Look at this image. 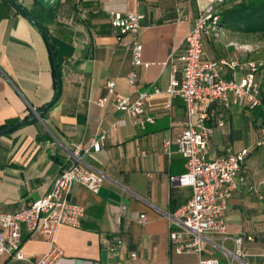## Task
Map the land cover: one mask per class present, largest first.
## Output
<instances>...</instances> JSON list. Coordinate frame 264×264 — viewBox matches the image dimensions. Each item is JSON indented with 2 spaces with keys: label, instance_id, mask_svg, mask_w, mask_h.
Returning <instances> with one entry per match:
<instances>
[{
  "label": "crops",
  "instance_id": "crops-1",
  "mask_svg": "<svg viewBox=\"0 0 264 264\" xmlns=\"http://www.w3.org/2000/svg\"><path fill=\"white\" fill-rule=\"evenodd\" d=\"M15 1L48 33L60 95L40 118L29 120L55 97V73L39 30L9 0H0V129L22 121L0 134V212L46 195L69 164L74 145L88 146L104 133L98 151L82 154L83 164L102 176V185L96 193L72 186L68 197L83 207L84 215L78 227L59 226L55 240L64 251L59 264H197L201 258L264 264V174L251 165L263 153L264 145H255L263 110L233 103L232 95L229 107L216 105L215 115L207 120L213 127L208 158L228 148L250 149L227 202L226 232L205 233L200 254L176 253L169 238L170 231L179 229L169 216L188 201L191 188L169 183L171 175L185 171V159L176 149L185 106L166 87L172 74L180 77L185 37L197 11L211 0H59L49 9L36 0ZM128 11L144 15L138 34L140 64L133 62L132 36L111 25L113 13ZM236 49L229 37L204 38L206 58L236 60L246 70L250 56L235 59ZM263 72L256 75L261 84ZM129 73L134 74L133 83ZM242 74L237 71L236 79ZM221 75L228 78L231 70L224 67ZM108 80L114 81L117 93L132 99L145 93L144 114L132 117L111 102L97 105ZM146 116L154 122L141 127ZM164 140L171 143L168 150ZM239 236L240 251L235 244ZM109 246L115 250L109 252ZM47 249L45 240L25 233L24 258L0 256V264H33Z\"/></svg>",
  "mask_w": 264,
  "mask_h": 264
},
{
  "label": "built area",
  "instance_id": "built-area-1",
  "mask_svg": "<svg viewBox=\"0 0 264 264\" xmlns=\"http://www.w3.org/2000/svg\"><path fill=\"white\" fill-rule=\"evenodd\" d=\"M228 0H211L208 5L198 10L193 18V26L185 37V50L181 56L180 77L170 76L166 91L171 96L180 97L185 106L183 128L176 140V149L185 159V171L180 175H171L172 186L191 188L188 201L169 218L179 227L169 233L172 248L176 253L203 250L205 233L224 234L226 232L225 210L227 202L237 186L235 177L239 174L250 149L242 148L226 152L215 158L207 157V149L213 133V127L207 120L216 113V105L228 108L229 95L233 103L249 109L263 108L260 86L256 75L264 69V62L250 61L247 69L236 60L209 59L205 57L204 38L217 36L220 32V13L222 4ZM144 17L139 11L124 14L115 12L111 25L121 35H131V51L134 64L141 63L142 45L138 39L140 23ZM171 58V55H170ZM227 67L231 76L224 78L221 71ZM175 71V69L173 70ZM237 71L243 72L237 80ZM128 80L134 82V74L129 73ZM106 94L97 100V105L104 106L111 102L113 106L132 117L142 116L145 112V93L135 99L121 95L115 90V83L108 80L105 84ZM155 91H158L155 88ZM153 123V117L146 116L140 126ZM219 126L223 121L218 122ZM105 135L102 133L88 146L74 145L69 153V164L54 179L50 191L25 207L12 212H0V256L9 259H23L21 251L25 233L28 237H37L48 243V249L33 264H59L64 259L63 249L57 245L55 237L59 226L78 227L84 215V209L71 202L68 195L74 184H80L96 193L102 185L103 178L88 169L82 161V154H90L100 149ZM170 141L164 140L165 150ZM256 147L264 145V123L255 142ZM243 182L244 178L240 177ZM145 215H141L143 221ZM242 237L235 239L240 251ZM109 252L115 246L107 247ZM135 258V253L131 254ZM197 264H220L217 258H201Z\"/></svg>",
  "mask_w": 264,
  "mask_h": 264
},
{
  "label": "trees",
  "instance_id": "trees-1",
  "mask_svg": "<svg viewBox=\"0 0 264 264\" xmlns=\"http://www.w3.org/2000/svg\"><path fill=\"white\" fill-rule=\"evenodd\" d=\"M219 13L222 27L241 34L264 33V0H228L220 6ZM258 83L260 86L261 82ZM260 96L264 104L262 87H260Z\"/></svg>",
  "mask_w": 264,
  "mask_h": 264
},
{
  "label": "rangeland",
  "instance_id": "rangeland-1",
  "mask_svg": "<svg viewBox=\"0 0 264 264\" xmlns=\"http://www.w3.org/2000/svg\"><path fill=\"white\" fill-rule=\"evenodd\" d=\"M215 37L221 39L229 37L232 39L234 45L237 48L236 50H234L236 53V55L234 56L235 59H237L241 55L243 57L249 55L252 62H264V33L241 34L237 31L230 30L223 26L221 27L219 34ZM238 79H240V75ZM262 79L263 80L262 84H260V87H262V90L264 92V78ZM260 149H262L261 152L263 153L261 155L255 156L251 165L256 168V171L264 174V147ZM260 186L264 188V183H261Z\"/></svg>",
  "mask_w": 264,
  "mask_h": 264
},
{
  "label": "water",
  "instance_id": "water-1",
  "mask_svg": "<svg viewBox=\"0 0 264 264\" xmlns=\"http://www.w3.org/2000/svg\"><path fill=\"white\" fill-rule=\"evenodd\" d=\"M11 2V4L16 8V10L22 14L24 17L27 18V20L34 26L36 27L39 32L41 33V35L43 36L49 53H50V57H51V61H52V65H53V70L55 73V81H56V94L55 97L46 105V107L42 110V111H34V113L32 114L31 117H29V120L33 119V118H40L42 116V114L46 111V109L53 103L56 101V99L59 97L60 95V75H59V71L57 68V62H56V58H55V54H54V50L52 48V45L50 43V39L48 36L47 31L38 23V21H36L28 12H26L15 0H9ZM59 0H36V2L41 5L43 8L45 9H49L52 8L53 6H55V4L58 3ZM22 124L21 122H17L13 125H10L8 127L2 128L0 129V134L6 133L11 131L12 129L18 127L19 125Z\"/></svg>",
  "mask_w": 264,
  "mask_h": 264
}]
</instances>
